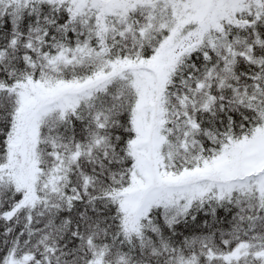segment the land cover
<instances>
[{
    "label": "snow or ice",
    "instance_id": "6c2138e0",
    "mask_svg": "<svg viewBox=\"0 0 264 264\" xmlns=\"http://www.w3.org/2000/svg\"><path fill=\"white\" fill-rule=\"evenodd\" d=\"M0 264H264V0H0Z\"/></svg>",
    "mask_w": 264,
    "mask_h": 264
}]
</instances>
